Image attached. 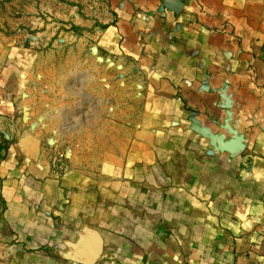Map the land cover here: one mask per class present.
I'll list each match as a JSON object with an SVG mask.
<instances>
[{"label":"crops","instance_id":"1","mask_svg":"<svg viewBox=\"0 0 264 264\" xmlns=\"http://www.w3.org/2000/svg\"><path fill=\"white\" fill-rule=\"evenodd\" d=\"M131 2L119 50L157 85L127 154L5 191L0 264H264V0Z\"/></svg>","mask_w":264,"mask_h":264},{"label":"rangeland","instance_id":"2","mask_svg":"<svg viewBox=\"0 0 264 264\" xmlns=\"http://www.w3.org/2000/svg\"><path fill=\"white\" fill-rule=\"evenodd\" d=\"M116 2L0 0V220L9 189H38L74 171L101 177L124 160L157 78L120 52L133 24L121 22ZM170 3L157 12L178 16Z\"/></svg>","mask_w":264,"mask_h":264},{"label":"water","instance_id":"3","mask_svg":"<svg viewBox=\"0 0 264 264\" xmlns=\"http://www.w3.org/2000/svg\"><path fill=\"white\" fill-rule=\"evenodd\" d=\"M180 1L181 0H171V3L168 8L177 13L179 11L178 4L180 3Z\"/></svg>","mask_w":264,"mask_h":264}]
</instances>
